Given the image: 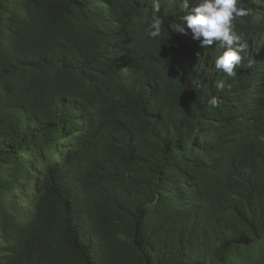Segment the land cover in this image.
Listing matches in <instances>:
<instances>
[{"label": "trees", "instance_id": "obj_1", "mask_svg": "<svg viewBox=\"0 0 264 264\" xmlns=\"http://www.w3.org/2000/svg\"><path fill=\"white\" fill-rule=\"evenodd\" d=\"M182 3L0 0V264H264V0L233 77Z\"/></svg>", "mask_w": 264, "mask_h": 264}, {"label": "clouds", "instance_id": "obj_2", "mask_svg": "<svg viewBox=\"0 0 264 264\" xmlns=\"http://www.w3.org/2000/svg\"><path fill=\"white\" fill-rule=\"evenodd\" d=\"M243 0H183L182 8L185 11L182 21L176 25V32L185 33V28L194 33V38L203 37L202 46H210L218 41L225 46V51L219 55L214 65L228 77L236 75L235 69L241 64L247 52V42L243 41L242 34H238L234 21L237 17L249 15L248 9L242 6ZM190 3L194 5L189 10ZM152 21L148 26L147 35L150 39H159L162 36L161 0H151ZM215 87L223 91L225 83L217 81ZM211 108H218L220 100L213 96L208 100Z\"/></svg>", "mask_w": 264, "mask_h": 264}, {"label": "rangeland", "instance_id": "obj_3", "mask_svg": "<svg viewBox=\"0 0 264 264\" xmlns=\"http://www.w3.org/2000/svg\"><path fill=\"white\" fill-rule=\"evenodd\" d=\"M2 242L1 238H0V243Z\"/></svg>", "mask_w": 264, "mask_h": 264}]
</instances>
